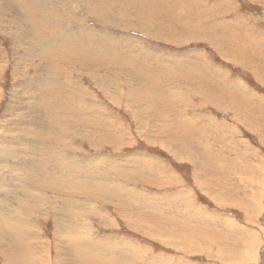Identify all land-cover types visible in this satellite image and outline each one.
<instances>
[{
  "label": "rangeland",
  "instance_id": "1",
  "mask_svg": "<svg viewBox=\"0 0 264 264\" xmlns=\"http://www.w3.org/2000/svg\"><path fill=\"white\" fill-rule=\"evenodd\" d=\"M0 186V264H264V0H0Z\"/></svg>",
  "mask_w": 264,
  "mask_h": 264
},
{
  "label": "bare ground",
  "instance_id": "2",
  "mask_svg": "<svg viewBox=\"0 0 264 264\" xmlns=\"http://www.w3.org/2000/svg\"><path fill=\"white\" fill-rule=\"evenodd\" d=\"M191 9V8H190ZM29 115V114H28ZM32 130V129H31ZM10 137V136H9ZM32 137V136H31ZM24 148V147H23ZM2 149V148H1ZM9 154V153H8ZM19 156V155H18ZM13 159V158H12ZM14 160V159H13ZM30 160V159H29ZM20 161V160H19ZM18 162V161H17ZM22 164V163H21ZM20 164V165H21ZM9 168H11V166L10 167H8V169ZM14 168H16V167H14ZM13 168V170H15ZM27 168H28V170H30L31 171V173H33L34 172V164L33 163H31L30 162V164L28 165L27 164ZM12 170V169H11ZM10 170V171H11ZM17 170H19V169H17ZM20 170H22V169H20ZM28 170H27V172H28ZM24 172V171H23ZM8 173V172H7ZM19 173H20V171H19ZM30 173V172H29ZM30 173V174H31ZM27 175H28V173H27ZM5 178V177H4ZM32 178V177H31ZM16 179H17V177H16ZM34 180V179H33ZM9 181V180H8ZM21 181V180H20ZM23 181V180H22ZM24 182V181H23ZM9 184H11V185H9V186H7L8 185V183L7 184H1V186H4V187H7L8 188V190H12L13 189V192H19V193H16V195H14L13 197H12V200H10L9 201V207H10V210L12 211V214L15 212V210H16V208H17V206H18V202H21V203H23V199L25 198V195L23 196V194L25 193V192H23L22 191V188H20L19 187V184H18V179H17V183H12V182H10L9 181ZM12 184H14V186H12ZM0 186V189H2L3 190V188ZM5 190V189H4ZM21 194V195H20ZM20 195V196H19ZM26 196H27V194H26ZM25 199H27V198H25ZM1 206H0V219H1V215H2V211H3V205H2V203L0 204ZM187 245H189V244H187ZM186 245V246H187ZM188 247V246H187ZM71 252V251H70ZM48 260V259H47Z\"/></svg>",
  "mask_w": 264,
  "mask_h": 264
}]
</instances>
